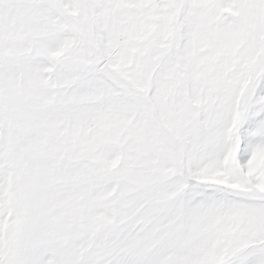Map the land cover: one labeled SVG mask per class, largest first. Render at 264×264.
<instances>
[{
  "label": "snow or ice",
  "instance_id": "6c2138e0",
  "mask_svg": "<svg viewBox=\"0 0 264 264\" xmlns=\"http://www.w3.org/2000/svg\"><path fill=\"white\" fill-rule=\"evenodd\" d=\"M0 264H264V0H0Z\"/></svg>",
  "mask_w": 264,
  "mask_h": 264
}]
</instances>
